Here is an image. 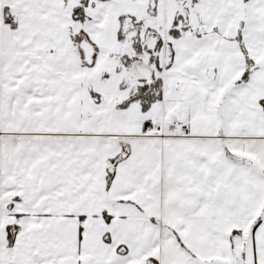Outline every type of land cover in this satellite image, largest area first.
I'll use <instances>...</instances> for the list:
<instances>
[{
    "label": "snow or ice",
    "instance_id": "1",
    "mask_svg": "<svg viewBox=\"0 0 264 264\" xmlns=\"http://www.w3.org/2000/svg\"><path fill=\"white\" fill-rule=\"evenodd\" d=\"M0 264H264V0H0Z\"/></svg>",
    "mask_w": 264,
    "mask_h": 264
}]
</instances>
